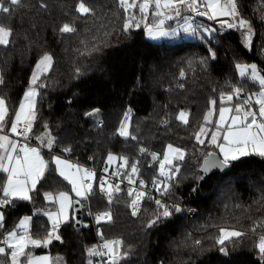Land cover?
Segmentation results:
<instances>
[{
    "label": "trees",
    "instance_id": "16d2710c",
    "mask_svg": "<svg viewBox=\"0 0 264 264\" xmlns=\"http://www.w3.org/2000/svg\"><path fill=\"white\" fill-rule=\"evenodd\" d=\"M41 2L47 4V9L40 7ZM78 2L24 0V6L17 8L10 19H0L13 28L15 41L8 48L0 47V70L5 80L0 95L6 97L10 109L17 108L37 59L45 52L51 53L54 66L45 81L48 86L40 89L41 96L37 97L36 121L29 141L36 142L47 124V131L56 139L48 153L96 168L107 163L109 154L126 157L129 164L145 165L140 175L148 181L158 174L157 160H151V153L161 157L169 144L185 149L187 156L180 175L172 181L171 192L158 198L194 208L196 213L192 217L174 213L149 229L145 225L156 210L154 200L145 198L140 215L133 217L124 188L109 204L95 182L94 193L80 200V204L87 203L82 208V220L87 210L111 211L113 223L95 221L90 227L77 229L72 219L60 226L63 243L54 240L47 248L30 251L62 257L65 264H89L92 257L87 250L101 239L99 230L106 239H123L125 251L132 246V254L121 264H264L256 249L260 229L256 234L249 232L235 247L229 245L227 256L219 252L214 239L206 238L217 234V229L210 226L214 223L236 224L246 230L264 216V209L254 203L264 193V158L242 157L227 171H213L200 180L202 156L215 150L206 140L203 146L197 144L193 136L211 100L216 101V112L222 93L232 92L239 84L247 92L256 90L255 85L238 78L235 66L255 63L264 70V22L259 12L264 0H239L244 18L252 22L256 33L251 50L245 47L240 31L226 27H217L211 36L201 39L150 41L142 29L128 34L122 31L124 13L117 0H85L96 9V16L89 18L75 11ZM64 23L74 24L77 32L62 34L59 29ZM105 31L111 35L104 36ZM81 41L89 48L99 45L100 51L81 55L85 50ZM94 109L100 110L96 116L86 115ZM129 109V132L136 140L119 135ZM181 110L191 113L188 125L176 119ZM65 147L71 152L63 151ZM141 148L150 155L140 156ZM89 157L92 162H88ZM116 162L119 166L123 163L120 159ZM121 168L124 172L130 170ZM37 189L32 193L33 202L17 201L14 207L2 210L5 228L0 234L6 235L25 216L32 218L34 234L42 236L50 228L44 213L52 211L54 203L45 200V193L68 190L69 186L49 162V171ZM195 239L202 240L201 247H195Z\"/></svg>",
    "mask_w": 264,
    "mask_h": 264
},
{
    "label": "snow or ice",
    "instance_id": "6c2138e0",
    "mask_svg": "<svg viewBox=\"0 0 264 264\" xmlns=\"http://www.w3.org/2000/svg\"><path fill=\"white\" fill-rule=\"evenodd\" d=\"M118 7L124 13L122 31L128 34L130 30L144 28L147 36L151 39H157L162 36H174L175 30L168 32L165 30V23L168 20L180 18L183 20L182 30L186 33L195 34L200 25H193V17H206L208 20H217L220 18L221 28L236 29L241 32L244 45L249 50L253 46L254 26L252 22L245 19L239 5V0H117ZM24 6V0H0V19H10L17 8ZM40 7L47 9V4L41 2ZM75 11L80 17L89 18L96 16V9L85 2L79 0L75 7ZM260 19L264 22V5L259 9ZM190 13L191 15H182ZM151 18V23L149 19ZM59 31L62 34L76 33L77 29L74 24L64 23ZM215 29L204 28L203 32L209 36ZM111 35L105 31L104 36ZM14 30L12 27L0 22V47L8 48L14 44ZM85 44V50L81 51V55H90L92 52L100 51L99 45H93L91 48ZM211 51V50H210ZM264 53V49L261 50ZM215 58V54H212ZM202 64L206 61L202 60ZM54 66V58L51 53L45 52L37 59L33 71L29 79V86L18 105V108L10 109L5 96L0 95V209L7 206H15L14 202L26 201L33 202L32 193L36 192L37 185L45 179L46 173L49 171V162L41 155L38 147H30L28 144L19 145L18 140H13L11 136L22 137L29 140L33 126L36 121V105L37 97L41 96L40 89L46 88L45 82L48 74ZM237 70L241 77H249L254 83L259 84L260 91L255 94H249L247 99L241 101L243 89L236 87L228 94H221L220 100L223 103L227 101H241L231 107L221 106L219 108V119L215 122L214 130L207 127L212 124L216 101L211 100L210 107L203 116V123L193 133L195 141L199 145H204L205 140L219 149L216 152H207L202 156V167L200 168L203 175L198 179H204V176L213 171H224L230 168L233 162L240 160L242 157L256 155L264 158V70L253 64H237ZM77 75L80 70L76 69ZM184 78L183 71L180 73ZM5 84V80L0 70V86ZM183 87V85H179ZM99 109L86 113L88 116H96ZM191 113L185 110L179 111L176 119L182 124H189ZM131 120V109L124 114V120L119 129V135L126 139L136 140L137 137L129 132ZM167 124V121H163ZM45 133L37 136L40 144L46 146L50 151L56 143V139L47 131L48 125L44 124ZM6 129L8 130L6 132ZM211 132L210 139L208 133ZM222 140V142H221ZM70 147H65L63 151L71 152ZM141 153L147 151L140 149ZM154 161L160 160L156 153H151ZM187 151L171 144L167 145L163 159L160 160L158 174L151 180V185L143 179L138 180V188L130 187L127 195L132 197L128 207L131 208V215L137 217L140 215L142 201L147 199L154 200L156 210L152 218L145 225L146 228H153L164 220L173 216L174 213H180L182 207L179 204H168L158 197H152L145 189L151 187L159 194V197L168 196L173 188L172 181L176 180L181 172V164L185 161ZM120 159L123 161L121 167L130 169L123 174L115 173L117 176H123L127 179L129 185L137 184L139 176V168L136 163L129 164L126 157H115L109 154V162ZM56 168L58 174L71 185L72 192L76 197L88 199L92 195L91 181L95 173L88 169H84L79 165H73L60 156H53L51 161ZM162 178V179H161ZM101 181L100 191L108 198V203H113L114 195L121 191L119 184H107ZM195 191V189H193ZM45 200L50 203H59V207L55 211H46L44 215L50 221L51 227L46 230L44 235L34 234L31 228V217H23L11 231H6V235L0 239V264H64L62 257L52 258L49 255H34L30 249L47 248L52 242L59 241L63 243L60 234V226L69 222L68 209L72 207L73 200L67 192H60L57 196L52 193H45ZM76 204L80 200L75 201ZM254 203L260 205V209H264V193L254 200ZM239 207V205H237ZM259 210V209H258ZM251 219V217H249ZM97 224L113 223V215L111 211H104L95 215ZM76 224H80L77 219ZM211 227L217 229V234L206 237L214 239L215 245L219 246V252L227 256L229 245L235 247L242 238L248 236V233H257L260 229L259 239L256 243V249L262 261H264V216L254 220L246 230L238 228L236 224H212ZM87 227V225H84ZM5 228V213L0 211V229ZM206 230V229H205ZM97 235L103 241L99 248L96 246L89 248L87 254L90 257H107L106 264H121V261L127 260L131 252V245L127 246L125 251V241L123 239H106L102 231ZM191 239V233L188 234ZM193 244L196 248L201 247L202 240L195 239ZM179 247V245H177ZM92 264V261H89Z\"/></svg>",
    "mask_w": 264,
    "mask_h": 264
},
{
    "label": "built area",
    "instance_id": "2783aa9c",
    "mask_svg": "<svg viewBox=\"0 0 264 264\" xmlns=\"http://www.w3.org/2000/svg\"><path fill=\"white\" fill-rule=\"evenodd\" d=\"M237 87H240V88L243 89V95L241 96V101L244 100V99H247V96L249 94H255L254 91H252V92L245 91L244 87L241 84H239ZM99 125H102V123L99 122ZM14 139L18 140L20 146H23L25 143H27L30 147H33V143L32 142H30L29 140L26 141L22 137L14 136ZM139 155L140 156H145V158H146L150 154L148 152H146L145 154L144 153H139ZM92 160H93L92 157L88 158V162H92ZM77 165H79L80 167H82L84 169H88L91 172H94L95 176H94V181L93 182L94 183L96 182L99 185H101V181H106L107 183L105 185H107L108 183L113 184V185L119 184L120 188H124L126 190V192H128V189L130 187L138 188V180L139 179H143V180H145L146 183L151 185V181H148V180L144 179L140 175V173L143 170V167L145 166L144 164H142L140 166V168H139V176L137 178V184H133V185H129L128 182H127V179L124 178L122 175L121 176L115 175V173H121V174L124 173V171L122 170L121 166H119L117 163H114V162L109 163V162H107L104 165H102L100 168H96V167H94V166H92L90 164L77 163ZM147 167H150V164ZM85 183H92V180L91 181H85ZM145 191H147L150 196L159 197V194L157 192H155L153 189H151V187H149L148 189H145ZM98 192L101 195H103V196H105L107 198V196L100 191V187L98 189ZM92 193H94L93 189H92ZM131 199H132V197H129L128 204L130 203ZM143 202H144V200L142 201V204H141V210H142ZM80 205H81V209L84 208V207H87V203H83V204H80ZM180 206L182 207V211L181 212L183 214H185L186 217H192L193 215H195L196 209H194V208H185L182 205H180ZM3 209H0V211H2ZM128 210L131 213V208L130 207H128ZM141 210H140V212H141ZM96 214H98V213H94V212H91V211L87 210L86 213L84 214V219L82 220V226L87 225V227H90L95 222V215ZM4 236H5V234L1 233L0 234V239H2ZM102 242L103 241L101 239L98 240L95 243L96 247L99 248V245H101ZM92 261H93L92 264H106L107 257H104V258L92 257Z\"/></svg>",
    "mask_w": 264,
    "mask_h": 264
},
{
    "label": "rangeland",
    "instance_id": "374dc122",
    "mask_svg": "<svg viewBox=\"0 0 264 264\" xmlns=\"http://www.w3.org/2000/svg\"><path fill=\"white\" fill-rule=\"evenodd\" d=\"M176 19L177 18H175V19H172V20H168V21H166V23L165 24H168L170 21L171 22H175L176 21ZM220 19H225V18H220ZM220 19H217L216 21H214V20H208L207 18H206V20H207V22L208 23H206V25L204 26V28H211V29H215V26H218L219 28H220ZM152 21H151V18L149 19V23H151ZM213 22V23H212ZM217 24V25H216ZM140 29H142L143 31H144V36L148 39V40H154V39H151V38H149L148 36H147V34H146V32H145V30H144V28L143 27H141ZM166 29V28H165ZM168 32L171 30V28L169 27V26H167V29H166ZM216 30V29H215ZM202 33H203V35L205 36V38L206 37H208L209 35L207 34V33H205V32H203V30H202ZM214 33V32H213ZM190 34H192V33H186V32H182L181 33V35L180 36H177V38H175L176 40H188V39H191L190 38ZM161 40V39H160ZM159 40V41H160ZM238 64H253V63H238ZM237 65V64H236ZM34 68V67H33ZM235 68H236V73H237V76H238V78L239 79H244V80H246L247 81V83H248V85H251V84H253V85H255L256 86V90H254V93H258L259 91H260V86H259V84H257V83H254L249 77H241L240 76V74H239V71L237 70V67L235 66ZM32 71H33V69H32ZM32 71H31V73H32ZM31 73H30V76H31ZM30 76H29V79H30ZM27 90V89H26ZM25 90V91H26ZM24 91V92H25ZM24 92H23V94H22V97H23V95H24ZM22 99V98H21ZM21 101V100H20ZM239 102H241V101H237V100H235V98L233 99V101H227V100H225L223 103H221V100H219V106H218V108L216 109V112L214 111V113H213V116L211 117V119H212V121H213V123L212 124H209V125H207V127L208 128H210V129H213L214 130V127H215V122L219 119V108L221 107V106H224V107H231L232 105H234V104H236V103H239ZM212 107V106H211ZM18 108V107H17ZM102 123V122H101ZM8 131V130H7ZM45 131L46 130H44L40 135H42V134H44L45 133ZM39 135V136H40ZM210 137H211V132H209L208 133V138L210 139ZM206 141H207V144L210 146V147H212L214 150H215V152L217 153V154H219V149L218 148H215V147H213V146H211L209 143H208V139H206ZM221 142H222V140H221ZM33 143V142H32ZM25 144H27V143H25ZM33 147H38L39 149H40V152L41 151H45L46 152V154H43V153H41V155L44 157V159L47 161V162H50V164L52 165V167L55 169V172H56V174L58 175V176H60L59 174H58V172L56 171V168H55V165L51 162L52 161V158H53V156H60L62 159H66L68 162H70V163H72L73 165H77V164H75V162H73L72 160H70V159H68V158H66V157H63V156H61V155H58V154H51V153H48L49 152V149L46 147V146H43V145H41L40 144V141L36 138V142H34L33 143ZM166 149H167V147L165 148V150H164V152H163V154H162V156L160 157V160H162L163 159V155H164V153L166 152ZM160 160H157L156 161V164H157V168H156V170H157V173H158V170H159V163H160ZM115 161H117V160H115ZM115 161H112V162H114L115 163ZM107 162H109V160L107 161ZM112 162H109V163H112ZM123 161L122 160H120V163H122ZM121 166V165H120ZM138 168H140V166L138 167ZM144 168V167H143ZM130 171V170H129ZM3 175V174H2ZM61 177V176H60ZM62 178V177H61ZM63 179V178H62ZM64 180V179H63ZM67 184H68V186H69V189L68 190H60V191H58L57 193H54L53 194V196H57L60 192H67L68 194H69V196L72 198V200L74 201V200H83V199H81V198H79V197H76V195H75V193L74 192H72V190H71V185L66 181V180H64ZM94 178L92 179V185L94 186ZM105 187H107V185H105ZM93 189V188H92ZM54 205V208H53V210L52 211H55V210H57L58 209V207H59V203L58 202H56V203H54L53 204ZM104 212V211H103ZM68 214H69V217H70V219H69V221L70 220H74V212H73V205H72V207L71 208H69L68 209ZM23 218V217H22ZM21 218V219H22ZM20 219V220H21ZM19 220V221H20ZM18 221V222H19ZM50 222V221H49ZM18 224V223H17ZM51 225V224H50ZM51 227V226H50ZM11 230H13V228L11 229ZM10 230V231H11ZM1 246H3V245H1ZM94 246H96L95 244L94 245H92L90 248H92V247H94ZM36 255H49L48 253H40V254H36ZM50 256V255H49ZM52 257V256H51ZM53 259L54 258H56V257H52ZM65 264V263H64Z\"/></svg>",
    "mask_w": 264,
    "mask_h": 264
},
{
    "label": "crops",
    "instance_id": "0c3cea01",
    "mask_svg": "<svg viewBox=\"0 0 264 264\" xmlns=\"http://www.w3.org/2000/svg\"><path fill=\"white\" fill-rule=\"evenodd\" d=\"M182 15H191L190 13H183ZM214 21H216V20H214ZM192 24L195 26V25H200L201 27H200V29L195 33V34H190V38L191 39H194V38H197V39H201V38H203V37H205L204 35H203V33H202V30L204 29V26H205V23H207L206 22V17H193V19H192ZM183 20L182 19H180V18H177L176 19V21L175 22H169L168 24H165L164 25V27L167 29V26H169L170 28H171V30L169 31V32H172L173 30H175V32H176V35H174V36H162V37H159V38H157V39H154V40H150V41H154V42H156V41H159L160 39L161 40H164V39H168V38H170V37H172V38H177V36H180L181 35V33L183 32V30H182V26H183ZM213 23V22H212ZM217 25V24H216ZM218 26H215V28H217ZM221 27V26H220ZM165 29V30H166ZM144 32V31H143ZM10 138L11 139H13V140H15L14 139V136H11L10 135ZM115 163H117L116 161H115ZM75 164H77V163H75ZM117 164H119V163H117ZM45 216V218L47 219V221H48V218H47V216L46 215H44ZM48 223L50 224V222L48 221ZM51 226V225H50Z\"/></svg>",
    "mask_w": 264,
    "mask_h": 264
},
{
    "label": "water",
    "instance_id": "95a60500",
    "mask_svg": "<svg viewBox=\"0 0 264 264\" xmlns=\"http://www.w3.org/2000/svg\"><path fill=\"white\" fill-rule=\"evenodd\" d=\"M151 160H153V158H151ZM201 167H202V164H201ZM228 169H226L224 171H221V172H225ZM75 201L76 200L73 201V212H74V223H73V226L75 228H77V229H80L82 227V209H81L80 203L76 204ZM77 219L80 221V224H76V220Z\"/></svg>",
    "mask_w": 264,
    "mask_h": 264
}]
</instances>
